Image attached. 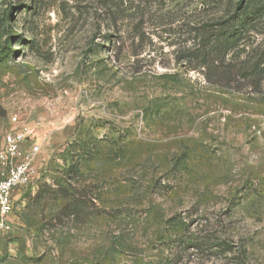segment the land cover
Instances as JSON below:
<instances>
[{
  "label": "rangeland",
  "instance_id": "374dc122",
  "mask_svg": "<svg viewBox=\"0 0 264 264\" xmlns=\"http://www.w3.org/2000/svg\"><path fill=\"white\" fill-rule=\"evenodd\" d=\"M109 2L0 0V144L47 155L0 264H264V80L181 59L225 1Z\"/></svg>",
  "mask_w": 264,
  "mask_h": 264
},
{
  "label": "trees",
  "instance_id": "16d2710c",
  "mask_svg": "<svg viewBox=\"0 0 264 264\" xmlns=\"http://www.w3.org/2000/svg\"><path fill=\"white\" fill-rule=\"evenodd\" d=\"M109 1L112 0H103L106 10L108 7L112 9ZM138 1L143 3L145 0ZM203 1L216 3L218 0ZM220 1H225L222 16L214 22L190 27V40L194 45L184 47L181 59L195 60L206 80L216 85L228 81L229 75L237 74L242 75L243 79L260 83L264 80V48H256V53L251 57L247 47L264 34V0ZM244 52L247 54L241 58Z\"/></svg>",
  "mask_w": 264,
  "mask_h": 264
},
{
  "label": "built area",
  "instance_id": "2783aa9c",
  "mask_svg": "<svg viewBox=\"0 0 264 264\" xmlns=\"http://www.w3.org/2000/svg\"><path fill=\"white\" fill-rule=\"evenodd\" d=\"M8 118L0 144V246L15 228L17 194L34 182L47 157L37 126L17 114Z\"/></svg>",
  "mask_w": 264,
  "mask_h": 264
},
{
  "label": "water",
  "instance_id": "95a60500",
  "mask_svg": "<svg viewBox=\"0 0 264 264\" xmlns=\"http://www.w3.org/2000/svg\"><path fill=\"white\" fill-rule=\"evenodd\" d=\"M7 114V110L0 104V115L5 117Z\"/></svg>",
  "mask_w": 264,
  "mask_h": 264
}]
</instances>
